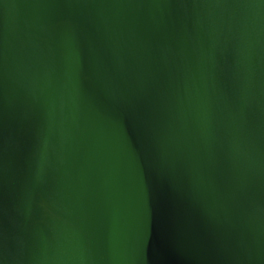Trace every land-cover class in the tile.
<instances>
[{
    "label": "water",
    "instance_id": "water-1",
    "mask_svg": "<svg viewBox=\"0 0 264 264\" xmlns=\"http://www.w3.org/2000/svg\"><path fill=\"white\" fill-rule=\"evenodd\" d=\"M0 264H264V0H0Z\"/></svg>",
    "mask_w": 264,
    "mask_h": 264
}]
</instances>
